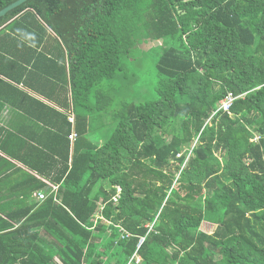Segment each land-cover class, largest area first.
Returning <instances> with one entry per match:
<instances>
[{
    "label": "trees",
    "instance_id": "16d2710c",
    "mask_svg": "<svg viewBox=\"0 0 264 264\" xmlns=\"http://www.w3.org/2000/svg\"><path fill=\"white\" fill-rule=\"evenodd\" d=\"M0 83L33 106L16 195H62L0 206V264H43L49 221L67 264H264V0H27L0 18Z\"/></svg>",
    "mask_w": 264,
    "mask_h": 264
},
{
    "label": "crops",
    "instance_id": "0c3cea01",
    "mask_svg": "<svg viewBox=\"0 0 264 264\" xmlns=\"http://www.w3.org/2000/svg\"><path fill=\"white\" fill-rule=\"evenodd\" d=\"M28 65L29 64L27 63L26 66ZM28 68L31 69L32 68L31 65ZM1 85L2 84L0 83V88L2 87ZM18 88L23 90L29 96L38 97V99L44 103L50 102L49 99H47V97H44L43 95L35 92V90L30 89L29 87L23 84L19 85ZM3 91L2 89H0V206L11 207L12 209L8 208L7 210L8 214H13L18 210H20V212L25 213L26 212L25 208L28 205H30L33 202L42 203L43 201H45V199L48 196H50V194H52V192L54 193V197H55L54 201L60 203V201L62 200L61 198L62 195L59 196V194L57 193L58 191H60L61 184L53 183L50 178L41 177L40 175L37 176L41 178L42 181L46 182L49 185V189L51 188V190L39 189L31 193L30 197H27V194L25 197H23L22 194L20 195V197L16 195V192L19 191L31 192L30 190L32 185L30 182H26V184L23 183V186L20 185L21 188L18 189L19 188L18 185L21 183V181L18 178L19 166L22 167L23 169H25V167L22 162L17 161V159L14 157L22 149L19 148L16 149L17 139L13 135V133H17L18 131L21 130L22 131L30 130L29 127L32 126L31 118H33L30 114L33 113V106L29 100L23 98L22 95L19 96V94H17L15 90L5 87L3 88ZM71 117L75 118L74 113L72 114ZM104 131L105 130L101 132ZM73 134H75V131L71 133V135ZM191 148L190 150L188 149L185 151L183 150V153L184 152L189 153L191 151ZM220 158H222V156ZM41 193H43L46 196L45 199L42 200L40 199L39 194ZM120 193H121V188L120 186H117V194L114 197L115 202L118 201ZM99 207H100L99 210L96 212L95 221L98 220L99 218H101L104 221L105 218L101 216V211L104 205L100 202ZM0 214H4L2 209H0ZM10 220L13 219L10 217ZM203 224L206 225L205 230L203 231L209 233L213 232L215 228L214 223L204 221L201 227L203 226ZM148 225L150 227L152 226V223H149ZM58 226L59 224L54 226V228ZM94 227L95 226L93 225L92 228ZM53 229H51L50 221L47 225L41 223L40 226L38 224L37 226H34L32 229L33 232H36L37 234L39 233L36 242L37 245L39 244L40 248L42 249L40 251V254L43 257L41 259V262H44L43 264H67L66 260L68 259V256L73 254L71 249L73 242L69 241V233H67L66 230L62 229L63 231L60 233V230L55 231ZM64 247H66L65 251L63 250ZM17 264H21V263H17ZM82 264H87V263H82Z\"/></svg>",
    "mask_w": 264,
    "mask_h": 264
},
{
    "label": "built area",
    "instance_id": "2783aa9c",
    "mask_svg": "<svg viewBox=\"0 0 264 264\" xmlns=\"http://www.w3.org/2000/svg\"><path fill=\"white\" fill-rule=\"evenodd\" d=\"M236 99H237V96H235V95L233 94V92H230V93L226 96V99L223 101V108H224V110H225V111H229L230 108H231V105L233 104V102H234ZM70 120H71V121H74V118L71 117ZM75 137H76V134H73V135L70 136V138H71L72 140H73ZM181 155H182V154H179L178 157H180ZM191 155H192V150L188 153L187 159H189ZM39 197H40L41 200L46 198V196H45L43 193L39 194ZM139 260H140V258L137 257V258H136V262H137V263L140 262ZM130 264H131V263H130Z\"/></svg>",
    "mask_w": 264,
    "mask_h": 264
},
{
    "label": "water",
    "instance_id": "95a60500",
    "mask_svg": "<svg viewBox=\"0 0 264 264\" xmlns=\"http://www.w3.org/2000/svg\"><path fill=\"white\" fill-rule=\"evenodd\" d=\"M27 0H17L16 2L10 4L9 6L5 7L3 10L0 11V18L5 16L9 11L12 9L20 6L21 4L25 3Z\"/></svg>",
    "mask_w": 264,
    "mask_h": 264
},
{
    "label": "rangeland",
    "instance_id": "374dc122",
    "mask_svg": "<svg viewBox=\"0 0 264 264\" xmlns=\"http://www.w3.org/2000/svg\"><path fill=\"white\" fill-rule=\"evenodd\" d=\"M152 43H153V42H152ZM152 43H151V45L154 44V43H153V44H152ZM148 45H149V44H148ZM148 45H146V46H148ZM151 45H149L148 47H150ZM146 46H144V47H146ZM192 146H193V145H191V146H189V147H185L184 151L187 150V149L190 150V148H191ZM193 147H194V146H193ZM193 147H192V148H193ZM192 148H191V150H192ZM223 155H225V153H224ZM223 155H222V156H223ZM222 158H223V157H222ZM186 161H187V160H186ZM185 163H186V162H185ZM205 226H206V225L203 224V226L201 227V230H205Z\"/></svg>",
    "mask_w": 264,
    "mask_h": 264
}]
</instances>
